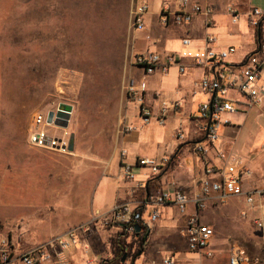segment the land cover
Segmentation results:
<instances>
[{
    "label": "rangeland",
    "instance_id": "374dc122",
    "mask_svg": "<svg viewBox=\"0 0 264 264\" xmlns=\"http://www.w3.org/2000/svg\"><path fill=\"white\" fill-rule=\"evenodd\" d=\"M137 3L138 0H0V184L13 181V198L5 204L0 201V221L5 227L23 220L38 226L35 232L42 238L70 223L71 218H65L61 211L27 208L16 194L20 197L22 189L33 191L38 180L51 192L47 178L54 172L59 178L51 179V184L62 189L64 185L68 194L70 187L78 186L77 169L89 172L101 163L96 159L107 157L125 116L134 110L124 86L139 72L132 61L137 39L141 48L147 41V32L131 24V11ZM250 4L264 11V0H251ZM221 26L223 33L236 27L226 17ZM247 43L244 40L245 46ZM58 105L73 110L70 155L35 149L26 141L32 113ZM195 107L193 112H197V104ZM233 115L228 117L233 119ZM135 120L138 130L146 126ZM240 126L234 146L238 153L250 159L264 156V101L246 110ZM152 128L153 140L165 139L167 123ZM185 165H191L190 158L185 159ZM21 174L22 178L16 179ZM84 179L86 198L97 182L92 172L86 173ZM243 208L242 201L230 200L225 206L203 210L202 215L208 219L201 223L216 231V239L239 241L260 254L264 229L256 228L253 222L257 213L249 212L241 218L239 211ZM126 242H132L128 250L135 252L133 238H126Z\"/></svg>",
    "mask_w": 264,
    "mask_h": 264
},
{
    "label": "crops",
    "instance_id": "0c3cea01",
    "mask_svg": "<svg viewBox=\"0 0 264 264\" xmlns=\"http://www.w3.org/2000/svg\"><path fill=\"white\" fill-rule=\"evenodd\" d=\"M179 1L138 0V2L148 4L149 9L145 16V28L143 30L147 32V41L141 48L138 47L140 40L136 38L138 40L135 48L136 53L145 50H151L161 55L177 53L182 50L181 40L183 38H189L192 46L198 47L202 46L203 40L207 36H211L215 39L213 45L217 49L228 46L237 47L236 52L225 60V65L231 72H236L247 56L255 53L259 46H264V35L259 36L258 32V36H256V30L248 25L247 13L251 8H257L251 6V0H188L189 5L198 4L202 8H208L210 15L207 17L197 14L193 16L191 22L177 26L172 23L171 17L176 12ZM230 8L234 10L237 16L234 22L233 15L229 12ZM163 12L167 13L166 16L169 19L166 25L160 22ZM224 17L236 26L228 28L226 33L221 31L224 28L221 26ZM222 39H224L223 42ZM244 40H248L246 46ZM179 63L185 68L184 73H180L178 67L172 65L166 74L158 70L146 78L145 104L153 114L158 113L162 101L178 104L176 110H169L164 125H159L153 120L144 126L145 128L125 133L123 127L126 125L138 128V122L135 120L138 119L137 106L129 98V103L133 105L134 110L125 116L123 123H121L122 127L119 135L111 144L107 157L96 159L101 163L97 165L98 168L94 167L89 172L77 169L75 175L79 178L78 186L70 187L71 190L68 194L64 185H62L63 189L61 186H53L51 179L59 178L58 174L54 172V176L50 175L52 178H47L48 184L53 189L51 192H48L44 187L43 181L38 180L36 181L37 187L33 186V191L29 192L27 189H22L20 197L16 194V199L21 201V204L27 206V208L38 209L39 211L42 208L51 213L61 211L64 213L65 218H71L70 223L58 228L57 232L52 235L38 238L35 232L38 226L30 225L22 220L20 222L15 221L5 227V224L0 221V239L5 238L13 251L18 253L42 244L54 236L64 235L74 227L92 221L87 234L82 235L79 233V239L69 252L68 261L69 264H101V262L112 257L111 239L121 233L122 223L112 215V210L117 204H126L131 210L139 209L143 217L146 218L151 207L144 208L140 204L147 195L158 190L174 191L182 189L188 193L196 191L198 181L203 177L205 164L209 165L211 161L219 166L220 161L214 152H210L207 158L202 159L193 151V145L205 138V132L201 130L196 118L199 106L208 99V96L195 86L196 82L204 76L205 70L195 66L192 60L187 58L180 59ZM138 70L139 72L134 78L140 79L142 72L139 68ZM262 76H264V67L261 69L260 82ZM261 84L264 86L263 82ZM201 98L203 99L201 100ZM228 98L238 104V111L222 116V119L228 120L229 123L219 126L218 131L220 134L218 133L219 141L216 143V147L221 148L225 153L233 152L243 157L246 167L251 173L249 177L244 179L245 189L255 186L264 189V156L260 155L258 158L250 159L242 156L234 147L235 140L241 131L240 125L245 117L246 110L251 107L248 106L246 98L243 99L233 91L229 92ZM196 104L198 106L197 112H193L196 109ZM230 114H235L233 119L228 117ZM166 123L165 139L153 140L154 129L152 127H164ZM178 130L183 134L182 139H178L176 136ZM122 150L126 152L125 155L121 154ZM161 157H167L169 162L165 168L155 174H152L149 168L137 165L138 159ZM186 158L191 160L189 167L185 165ZM125 164L132 166L133 180H127L123 177V166ZM90 172H92L97 185L95 190H91L92 192L89 190L88 197L85 198L83 191L84 175ZM15 177L21 179L22 174ZM10 182L13 181L9 180L6 185L0 184L1 204H5L8 199L13 198V195H11L13 189ZM147 185H150L149 192L147 191ZM53 187H55V190ZM218 207L220 206L211 203L208 204L206 209ZM194 211L192 205H189L184 213L171 205L160 207L158 219L147 228L148 232L145 235L142 250L130 253L127 258L123 257L120 264H163V259L167 257L173 258L174 264H228V256L234 246L244 250L252 257L264 260V246H259L257 243L256 247H260L258 248L260 254H256L239 241L230 242L229 239H216V231L213 228L214 237L209 246L213 256L206 258L190 252L182 230L188 217ZM202 212H199L200 222L202 219H208L207 216L202 215ZM51 213L49 214L50 218L53 217ZM106 218L109 222L104 225L103 221ZM204 225L209 226L205 223ZM260 238L264 240V234ZM252 239L257 242L260 240L253 236ZM41 264H53V262Z\"/></svg>",
    "mask_w": 264,
    "mask_h": 264
},
{
    "label": "built area",
    "instance_id": "2783aa9c",
    "mask_svg": "<svg viewBox=\"0 0 264 264\" xmlns=\"http://www.w3.org/2000/svg\"><path fill=\"white\" fill-rule=\"evenodd\" d=\"M148 4L138 2L131 11V24L134 29L144 30L145 16L148 13ZM167 10V9H166ZM165 10V11H166ZM233 15V22L237 16L232 8L229 9ZM210 15L208 8H202L198 4L189 5L188 0H180L176 12L172 14L171 21L174 25L180 26L191 22L194 15ZM167 13H162L160 22L168 24ZM248 25L264 35V12L258 8H251L247 13ZM202 46L193 47L189 38L181 40L182 50L177 53L161 55L151 50H145L134 54L133 65L142 72V77L129 78L124 86L126 95L137 106V116L142 125H148L155 120L159 125H164L169 110H176L177 103L162 101L157 114L145 104L147 92L146 78L156 71L166 74L169 67L176 65L180 73L185 68L180 65L179 60L187 58L192 60L195 66L205 70L204 76L196 82L195 86L199 91L204 92L208 99L198 109L197 121L201 130L205 132V138L193 145L194 153L202 159L214 152L220 165L213 162L205 164L203 177L198 181V187L193 193L177 189L174 191L158 190L147 195L143 202L144 208L150 206V212L146 218L139 209L131 210L126 204H117L112 215L122 223L121 232L128 237L136 233L135 226L141 223L149 228L158 219L159 209L165 205L176 207L181 213L187 211L189 205L194 206L192 213L182 230L186 239L188 250L199 256L211 258L212 251L209 249L214 237L213 229L200 222L199 212L205 210L208 204L226 205L230 200L242 201L244 208L239 211L241 218H246L249 212L257 213L253 222L258 229H264V189L257 187L244 188V179L250 176L245 160L240 155L230 152L225 153L221 148L216 147L219 141L218 128L220 125L229 123L223 120L222 116L227 113H236L238 104L228 98L230 91L243 96L248 100V106H260L264 101V86L260 83L261 69L264 67V46L247 56L236 72L225 65V60L237 50V47L228 46L217 49L214 47L215 39L207 36ZM59 111L68 114L67 126L62 127L56 124ZM52 114L48 122L49 114ZM73 110L64 105H58L55 109L44 111L36 110L32 113L30 126L27 130V144L35 149L56 152L61 155L72 154V133L69 130ZM136 126L123 127L125 133L137 130ZM178 139L183 138L180 130L176 132ZM264 151V139L262 142ZM122 150L121 154L125 155ZM167 157L141 158L137 165L147 167L152 174L161 171L168 164ZM208 165V166H207ZM131 165L123 166V177L133 180ZM95 220V219H93ZM109 220L103 221L107 225ZM91 222L74 227L64 235L54 236L48 241L37 246L15 253L3 238L0 239V264H41L53 262V264H69V252L79 239V233L85 235L89 232ZM163 264H174L171 257L163 259ZM228 264H264V260L248 255L244 250L234 246L229 256Z\"/></svg>",
    "mask_w": 264,
    "mask_h": 264
},
{
    "label": "trees",
    "instance_id": "16d2710c",
    "mask_svg": "<svg viewBox=\"0 0 264 264\" xmlns=\"http://www.w3.org/2000/svg\"><path fill=\"white\" fill-rule=\"evenodd\" d=\"M260 35L262 34L259 32V36ZM256 36H258V30H256ZM149 190H150V185H147V191L149 192ZM138 226L141 229L140 232L134 233V235L132 236L133 242L135 244L136 252L142 250L144 245L145 235L148 232V229L145 226H143L141 223H139ZM126 238H128V236L123 232H121L111 239L110 244L112 249V257L108 260H105L104 262H101V264H120L123 257L127 258L130 256V252L128 249L131 248L133 244L132 242L127 243Z\"/></svg>",
    "mask_w": 264,
    "mask_h": 264
},
{
    "label": "water",
    "instance_id": "95a60500",
    "mask_svg": "<svg viewBox=\"0 0 264 264\" xmlns=\"http://www.w3.org/2000/svg\"><path fill=\"white\" fill-rule=\"evenodd\" d=\"M57 117L58 119L56 120V124L57 125H60L62 127H66L67 126V119H68V114L65 113V112H62V111H59L57 113ZM51 118H52V114L50 113L49 114V118H48V122L51 121ZM135 230H136V233H139L140 232V227L138 225L135 226Z\"/></svg>",
    "mask_w": 264,
    "mask_h": 264
},
{
    "label": "bare ground",
    "instance_id": "6f19581e",
    "mask_svg": "<svg viewBox=\"0 0 264 264\" xmlns=\"http://www.w3.org/2000/svg\"><path fill=\"white\" fill-rule=\"evenodd\" d=\"M71 122V121H70Z\"/></svg>",
    "mask_w": 264,
    "mask_h": 264
}]
</instances>
